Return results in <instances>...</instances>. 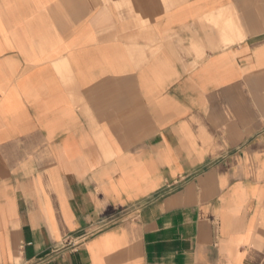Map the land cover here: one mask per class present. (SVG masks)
I'll list each match as a JSON object with an SVG mask.
<instances>
[{
	"label": "crops",
	"instance_id": "obj_1",
	"mask_svg": "<svg viewBox=\"0 0 264 264\" xmlns=\"http://www.w3.org/2000/svg\"><path fill=\"white\" fill-rule=\"evenodd\" d=\"M0 264H264V0H0Z\"/></svg>",
	"mask_w": 264,
	"mask_h": 264
}]
</instances>
